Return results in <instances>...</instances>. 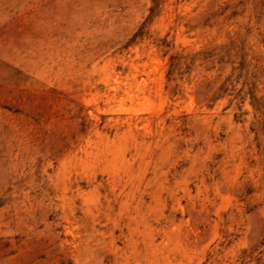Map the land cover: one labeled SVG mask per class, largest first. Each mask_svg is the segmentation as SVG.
<instances>
[{
    "label": "rangeland",
    "instance_id": "rangeland-1",
    "mask_svg": "<svg viewBox=\"0 0 264 264\" xmlns=\"http://www.w3.org/2000/svg\"><path fill=\"white\" fill-rule=\"evenodd\" d=\"M0 264H264V0H0Z\"/></svg>",
    "mask_w": 264,
    "mask_h": 264
}]
</instances>
